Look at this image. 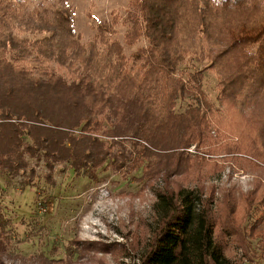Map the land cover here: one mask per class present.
<instances>
[{
	"label": "trees",
	"instance_id": "obj_1",
	"mask_svg": "<svg viewBox=\"0 0 264 264\" xmlns=\"http://www.w3.org/2000/svg\"><path fill=\"white\" fill-rule=\"evenodd\" d=\"M19 5L0 0L5 176L24 171V157L34 149L92 180L95 167L109 156L105 148L116 144L104 147V142H133L142 158L170 146L198 147L206 142L214 108L202 93L205 69H214L218 78L215 123L225 120L230 108L246 111V123L260 127L236 153L264 164V115L256 114H264V0H127L124 43H142L129 57L116 38L115 14L108 21L93 18L94 35L82 42L70 6ZM204 62L199 70L178 75L184 63ZM178 100L188 102L183 113L176 110ZM155 196L159 223L140 264H226L211 197L205 199L197 186ZM256 211L262 227L255 228V220L249 235L264 250V195ZM233 214L223 221L235 222ZM7 221L1 211L0 250L12 240ZM242 230L247 233L245 226ZM220 233L226 239L242 236L232 223Z\"/></svg>",
	"mask_w": 264,
	"mask_h": 264
},
{
	"label": "rangeland",
	"instance_id": "obj_2",
	"mask_svg": "<svg viewBox=\"0 0 264 264\" xmlns=\"http://www.w3.org/2000/svg\"><path fill=\"white\" fill-rule=\"evenodd\" d=\"M10 1L15 5L21 1L23 6H19L26 9L37 4L70 6L75 33L82 42L93 37V20L108 21L115 14L119 19L116 38L124 54L129 57L142 46L124 43L127 0ZM184 64L178 75L199 70L207 62ZM202 77L204 99L214 108L208 115L206 142L198 147L195 143L183 150L170 146L142 158L140 145L132 148L133 142H104V147L116 144L105 148L109 156L95 167L92 180L79 171L74 174L67 164L43 158L38 149L25 155L24 171L12 176L0 172V212L8 219L10 233L6 235L12 237L8 248L0 250V264H140L159 223L155 193L195 186L205 199L212 198L217 239L224 246L226 264H264V250L249 235L250 226L258 221V200L264 195V164L235 150L250 144L260 126L250 127L246 111L235 108L216 124L220 121L215 113L217 74L205 69ZM187 106V101L178 100L176 110L183 113ZM256 114L264 115L262 111ZM225 137L239 141L223 142ZM229 143L232 146L227 148ZM230 212L235 222L228 217L223 221ZM260 220L255 223L258 230ZM228 223L237 225L243 237L226 239L220 232ZM38 254L46 261L36 259Z\"/></svg>",
	"mask_w": 264,
	"mask_h": 264
}]
</instances>
